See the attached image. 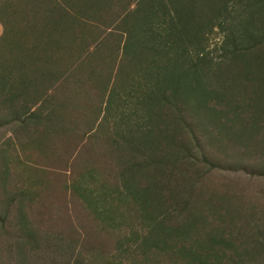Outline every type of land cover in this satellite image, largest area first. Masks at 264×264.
Here are the masks:
<instances>
[{"label":"trees","instance_id":"16d2710c","mask_svg":"<svg viewBox=\"0 0 264 264\" xmlns=\"http://www.w3.org/2000/svg\"><path fill=\"white\" fill-rule=\"evenodd\" d=\"M239 1L0 0V129L16 127L21 150L53 154L58 141L70 137L71 149H82L98 124L118 111L112 128L125 124L122 144L118 139L111 147L101 142L94 146L99 152L107 148L109 164L119 170L102 198L121 188L125 197L132 196L130 203L136 202L140 211L135 212L144 219L139 224L143 238L138 242L125 235L122 249L117 243L102 262L91 251L89 264L264 263V231L251 246L247 228L230 226L229 220L217 221V242L205 250L187 247V235H199L205 228L192 214L209 204L200 183L219 169L211 158L217 121L203 119L191 107L207 98L216 116L215 87L205 77L240 66L242 57L264 47V39L249 37L241 28L247 1L245 6ZM217 30L226 38L215 58L217 49L211 50L209 43ZM159 91L165 92L162 99L151 98ZM153 103L163 106L155 123ZM249 113L252 121H262L256 110ZM231 116L242 114L232 111ZM5 146L0 148V264H69L65 250L75 252L77 242L44 233L40 222L29 220L17 205L27 200L30 188L21 185L26 181L13 185L14 160L8 159ZM180 149L179 156L164 159L167 152ZM20 157L18 167L27 165L28 157ZM139 176L145 179L137 184L142 191L132 195V182ZM85 177L79 184L84 192L91 184ZM152 189L156 216L149 205ZM134 225L128 228L138 231ZM239 232L242 254L234 241ZM59 239L66 240L67 248H57Z\"/></svg>","mask_w":264,"mask_h":264},{"label":"rangeland","instance_id":"374dc122","mask_svg":"<svg viewBox=\"0 0 264 264\" xmlns=\"http://www.w3.org/2000/svg\"><path fill=\"white\" fill-rule=\"evenodd\" d=\"M245 1H247V7L242 13L241 28L249 37L252 36L256 40L264 39V0H243V2L239 1L240 5L245 6ZM239 11H235L233 15L237 16ZM238 21L239 19L236 18L235 22L238 23ZM2 33L3 26L0 24V36ZM225 38L226 35L217 30L210 40V49H217V53L213 51L215 58L221 55L223 51L221 46ZM243 60H246L247 64ZM240 64L243 66L241 70L239 65L238 67L233 65V67L223 68L218 73H209L208 77H205L215 87L216 116L211 114V106L207 105V98L203 99L199 105L191 107L203 119L217 121V138L214 137L212 140L216 153L212 154L211 158L219 169L216 167L211 173L206 174V178L200 183L202 189L199 191L202 196L209 198V204L201 205L192 214L197 222L202 223L205 228L199 235L194 236L191 232L187 235L188 248L191 246L196 250H205L211 242H217L218 220L226 222L229 220L230 226L246 227L249 231H247L248 234L252 237L247 241L251 246V242H255L259 238L257 237L258 233L264 231V117L260 116L264 112V47L242 57ZM249 92L254 93L251 95ZM164 93L159 91L150 96H152L151 98L159 96L162 99ZM250 98L252 99L249 102ZM117 105L116 103L114 108H117ZM162 108L163 106L153 103L151 110L154 123L155 113H158ZM148 109L147 107L146 110ZM253 109L258 113L257 119L263 118L262 121H252L249 112ZM223 110L228 111L225 113ZM232 111H236L242 116L239 118L231 116ZM117 114L120 115V112L118 111ZM117 114L113 113L114 117L103 119L91 136L87 138V143L82 149L79 146L71 149L69 142L72 137L61 138L56 144V148L59 149L49 155L21 150L16 139V127L10 131L0 129V148L2 144H5V150H8V159L11 162L14 160L13 185L26 181L21 185L25 189L30 188L27 200L31 198L28 203L27 200H20L17 205L29 220L40 222L41 230L44 228V233L51 231L77 242L73 253L67 248L66 240L61 242V239L57 240L55 244L58 247L54 244L58 249L67 248L65 253L68 256L65 260H69V264H89L90 257L93 258L91 251L100 254L102 258L100 262H102L103 256L113 252L117 243L122 249L126 240L125 235L132 239H138V242L140 238H143V230L139 224H143L144 219L138 212V214L135 212L136 209L139 210L136 202L130 203L131 200L133 201L132 196L131 199L125 197L124 189L121 188L112 197L107 195L106 199L102 198V193L108 194L110 191L108 180L111 179V183L114 184V178L119 170L117 166L113 168V165L109 164L110 156L107 148L105 152H99L94 146L101 142L106 147H111V143L118 139L121 144L124 142L127 136L125 131H122L125 129V124L122 123L115 129L112 128V120ZM117 118L119 119V116ZM156 138L154 137V139ZM181 152V149L167 152L164 159H172L179 156ZM17 156H21L20 158L25 161L28 157L27 165L18 167ZM209 167L212 169V166ZM83 177L86 182L91 183L86 192L82 191L79 185L83 182ZM143 177L139 176L137 181L133 180L132 195L142 191L137 184L140 185L145 181L142 179ZM120 183L122 184V182ZM96 188H99L97 192ZM152 191L149 205L153 213L152 216H156L157 198L155 190L152 189ZM97 196H100L101 199ZM141 196L146 199L144 194ZM141 196L139 197L141 198ZM80 198L87 202L89 207ZM98 199V203L93 204V201ZM135 200H137V196ZM15 211L17 212V210ZM142 211L144 214L147 213L143 208ZM209 217L213 218L212 221ZM132 224H135L138 231L128 228ZM257 225L261 226L263 230ZM241 236L242 233L239 232L238 237L234 238L238 248ZM2 246L0 240V247L2 248ZM239 249L238 253L242 254V249ZM242 262L239 264H243ZM244 264L262 263H254V261L246 263L244 261Z\"/></svg>","mask_w":264,"mask_h":264}]
</instances>
